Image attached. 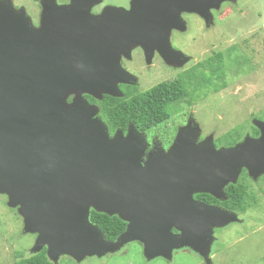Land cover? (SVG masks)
<instances>
[{
  "label": "water",
  "instance_id": "1",
  "mask_svg": "<svg viewBox=\"0 0 264 264\" xmlns=\"http://www.w3.org/2000/svg\"><path fill=\"white\" fill-rule=\"evenodd\" d=\"M226 1L131 0L127 11L110 7L92 16L73 11L72 0L63 25H42L27 44H12L15 54L0 56V181L12 184L0 192L9 194L10 206H21L25 229L38 234V250L47 246L51 259L113 251L117 244L103 241L90 223L91 210L127 222L121 242L141 240L150 256L187 245L191 230L239 221L193 195L226 200L225 187L243 169L253 181L264 175V121H253L258 137L246 134L227 148H216L212 137L196 146L199 128L188 123L167 150L146 154L143 134L129 125L126 134L110 136L83 97H122L118 85L132 77L120 56L137 47L146 55L162 48L167 65L184 66L189 58L170 43L173 30H187L182 14H196L208 26L211 10ZM94 46L106 47V56H90Z\"/></svg>",
  "mask_w": 264,
  "mask_h": 264
},
{
  "label": "flooded vegetation",
  "instance_id": "2",
  "mask_svg": "<svg viewBox=\"0 0 264 264\" xmlns=\"http://www.w3.org/2000/svg\"><path fill=\"white\" fill-rule=\"evenodd\" d=\"M76 6L72 9L75 12L88 13L92 16H97L101 14L108 7L121 8L124 10L130 9L131 0H75ZM72 0H0V56L4 53H14L15 49L12 48V44L15 45L16 42L27 44L31 41V36L34 32L41 29L42 25L46 27L58 26L65 22V16L63 15V10L65 7L69 6ZM224 4L221 5V7ZM212 14L216 15L215 10H211ZM183 19L188 23V19H195L201 22L205 28V23L202 18L196 14H182ZM4 25V26H3ZM189 26V25H188ZM206 29V28H205ZM207 28L206 30H209ZM182 34L173 30L170 34V42L172 48L176 51L182 50L175 45H173V39L175 35ZM41 41L47 42L48 36L42 35ZM50 49L45 48V53ZM159 50L162 48L154 49L148 48L147 55L145 50L137 47L133 49L130 56H123L120 60L122 68L127 72L132 80L129 84H119L118 88L122 94V97H111L108 95L103 96L102 100H97L89 95H84L83 97L89 105L99 106L98 118L101 119L100 115V104L104 98H123L125 96L133 97L136 94L142 93L147 90V86L153 85L156 75L162 73L163 71H168L169 73H174L175 75L184 73L191 74L194 70H199L205 72V64L201 65L199 61L192 58L190 55V61L185 64L183 68H174L167 65L162 59ZM90 56L94 58H102L107 54L106 47H91L89 49ZM93 51V52H92ZM97 51V53H96ZM145 78V84L142 79ZM149 80V81H148ZM135 81V83H133ZM148 81V84H146ZM152 81L151 83H149ZM167 79H160L155 82L153 86L165 82ZM188 83V84H187ZM193 81L186 82V89L188 95L193 94ZM145 85H147L145 87ZM152 86V87H153ZM195 95V94H194ZM201 97V96H200ZM202 99V98H200ZM73 96L69 97L67 102L71 103ZM197 99V98H196ZM196 101V100H195ZM187 103L186 101L179 102L177 104H183L185 109L178 110L175 105L170 107L169 120L161 122L153 128L137 129L133 124L128 123L127 126L132 125L135 129L143 134L147 141L146 154L152 150L154 145L167 150L175 138L177 130L181 126H185L188 121H191L192 112L190 106L195 103ZM198 103V102H196ZM178 115V116H177ZM180 118L179 122H175L172 118ZM172 126L168 124L171 123ZM170 127L169 130H164L163 128ZM128 128V127H127ZM123 132L121 129L117 130ZM160 132V133H159ZM127 133L126 131L123 134ZM259 136V135H258ZM257 136V137H258ZM204 137L201 135L200 140ZM216 148L217 147L215 145ZM244 170V169H243ZM243 170L240 173L238 179H245ZM246 175L247 171L245 170ZM261 178V177H260ZM259 178V179H260ZM248 179H251L248 176ZM257 179V180H259ZM252 180V179H251ZM11 183H5L0 181L1 188H11ZM209 194H194L193 199L205 206H211L224 210L237 215L239 221L235 222L237 224H242L245 221L241 218V214L245 212H233L229 209L224 208L223 202L228 199L225 194L226 200H218L214 197H205ZM247 210V209H246ZM20 206L15 207L9 204V194L5 192H0V264H222L221 259L224 255L223 249V236L220 233L221 230H227L231 224L224 227H210L201 230H191L189 237L187 238V245L180 248L173 249L166 256L155 255L151 259L147 258L144 254L145 243L141 240L130 241L121 244V236L125 233L127 229V222L122 221L123 224L117 223L118 227L123 228L117 233L116 230H112L101 237L103 241L109 244H117L116 251L107 252L101 256H85L81 259H75L67 254H60L56 258L51 259L47 255V246H43L40 250L35 252L37 247V233L27 232L25 230L24 218L20 215ZM117 217V216H116ZM91 223V222H90ZM92 224V223H91ZM96 226L95 224H92ZM117 233V234H116ZM188 233V234H189ZM171 234L180 235V232L176 229H171ZM6 254H9L6 256Z\"/></svg>",
  "mask_w": 264,
  "mask_h": 264
},
{
  "label": "rangeland",
  "instance_id": "3",
  "mask_svg": "<svg viewBox=\"0 0 264 264\" xmlns=\"http://www.w3.org/2000/svg\"><path fill=\"white\" fill-rule=\"evenodd\" d=\"M222 4L224 5L220 6L219 10H215L217 11L215 17L212 14L213 24L207 26L204 21L205 28H210L209 30H206L198 20L188 19L187 23L182 17L187 30L185 32L175 30L182 34L175 35L173 39V45L179 46L182 53L197 59L201 65H204L214 52L225 54L224 88L217 93H209L200 100L196 99L190 106L193 118L186 125L190 123L189 128H192L195 124L199 128L196 146L209 137L216 140L238 125L250 132L251 126L256 128L253 124L255 119L264 121V0H228ZM122 57L121 55L120 60ZM187 57L190 61V57ZM199 73V70H194L187 74L185 82L193 81V88H196ZM180 75L168 71L159 72L153 85L160 79L177 80ZM142 82L145 84V78ZM151 84L145 87L149 89L153 86ZM71 96L74 98V94L69 97ZM179 102L183 101L177 103ZM177 103L175 107L178 110L185 109L183 104ZM95 107L96 114L92 119H99V106ZM172 119L175 122L180 120L178 117ZM168 125L172 126V121ZM169 126L163 128L161 132L169 130ZM185 126H181L176 135ZM201 135L204 138L200 140ZM154 147L158 146L154 145L152 149ZM245 179L252 190L255 204L241 214V218L245 220L242 224L231 223L227 230L220 231L224 249V255L220 260L222 264H264V175L256 181ZM116 249L117 247L114 250ZM34 250L37 252L38 247ZM144 254L149 259L153 258L145 249Z\"/></svg>",
  "mask_w": 264,
  "mask_h": 264
},
{
  "label": "trees",
  "instance_id": "4",
  "mask_svg": "<svg viewBox=\"0 0 264 264\" xmlns=\"http://www.w3.org/2000/svg\"><path fill=\"white\" fill-rule=\"evenodd\" d=\"M204 69L205 72L200 71L198 74L196 88L192 95H188L186 75L181 73L177 80L161 82L130 98L128 96L104 98L99 103L101 107L100 120L106 126L110 136H113L118 129L126 131L128 123L133 124L137 129L153 128L170 117V107L178 101H186L189 104L196 98L199 99L200 96V98H204L209 93L214 94L224 88L226 70L224 53L214 52L207 58ZM246 134L257 137L259 131L251 126V131L248 132L243 129V126L238 125L214 140V145L232 147L241 142ZM243 174L248 179L245 170H243ZM242 178L238 179L236 184H229L224 189L228 199L223 202V206L233 212H245L255 204V198L251 194L252 190L245 182L246 179ZM205 197L212 198L209 195ZM89 221L95 224L103 235L112 230H116L117 233L123 230V228H116V226L118 227L117 223L123 224L118 217L107 216L94 210L90 211Z\"/></svg>",
  "mask_w": 264,
  "mask_h": 264
},
{
  "label": "bare ground",
  "instance_id": "5",
  "mask_svg": "<svg viewBox=\"0 0 264 264\" xmlns=\"http://www.w3.org/2000/svg\"><path fill=\"white\" fill-rule=\"evenodd\" d=\"M4 26V25H3Z\"/></svg>",
  "mask_w": 264,
  "mask_h": 264
}]
</instances>
